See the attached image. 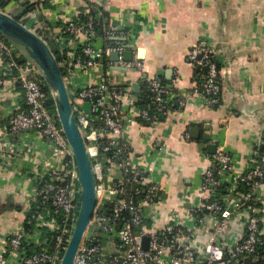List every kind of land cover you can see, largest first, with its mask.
Returning <instances> with one entry per match:
<instances>
[{
    "label": "crops",
    "instance_id": "0c3cea01",
    "mask_svg": "<svg viewBox=\"0 0 264 264\" xmlns=\"http://www.w3.org/2000/svg\"><path fill=\"white\" fill-rule=\"evenodd\" d=\"M22 2L11 0L0 8L15 15ZM40 2L37 14L29 13L25 20L32 27L45 19L51 33L68 17L88 9L84 0ZM94 12L96 32L91 43L105 48L122 41L131 50L130 59H138L141 67H117L109 63L115 60L110 53H104L92 66L67 69V83L83 86L108 75L136 93L141 78L147 76L158 78L169 89L167 106L151 121L139 119L135 94L121 101V137L128 145L129 165L144 170L158 188L146 229H159L168 223L170 212L183 216L197 200L203 170L212 163L216 148L231 154L236 170L248 165L249 153L264 128V0H105ZM65 36L74 47L84 40L80 34ZM42 37L57 45L54 36ZM199 42L214 50L218 63L220 99L212 106L193 93L187 52ZM17 46L23 52L21 59L31 58L23 46ZM2 62L0 55V67ZM23 100L21 81L0 74V145L5 146V153L0 148V248L3 238L25 224L45 175L61 167L60 157L39 130H11L12 116ZM80 106L88 113L87 102ZM119 175L120 170L108 164L104 185L111 187ZM138 184L139 180L132 182L130 189ZM117 198L110 193L106 201L111 205ZM234 239L230 237L228 243ZM4 264L19 262L8 258Z\"/></svg>",
    "mask_w": 264,
    "mask_h": 264
},
{
    "label": "built area",
    "instance_id": "2783aa9c",
    "mask_svg": "<svg viewBox=\"0 0 264 264\" xmlns=\"http://www.w3.org/2000/svg\"><path fill=\"white\" fill-rule=\"evenodd\" d=\"M84 1L88 5L82 13L84 19L79 20L81 14L72 15L54 33L45 19L35 21L32 27L27 24L29 19L23 22L41 36H54L58 50L65 52L59 64L66 71L76 65L92 66L102 54L110 51L118 55L109 63L126 69L140 68L138 59L123 58L126 47L122 41L116 40L105 48L91 43L96 32V12L92 10L102 7L105 0ZM31 13L37 14L35 10ZM66 34H80L84 40L74 47ZM0 55L3 58L0 74L16 76L24 87L23 104L12 116L11 130H39L61 159V167L45 175L47 178L34 196L35 199L41 194L44 200L51 202L53 209L30 208L27 216L30 225L24 224L2 239L0 264L8 258L19 264H59L79 205L76 163L56 112H51L45 103L44 77L38 65L32 58L24 59L23 68L17 61L23 52L1 31ZM187 59L193 69V93L202 96L209 106L217 104L220 83L214 50L199 42L188 50ZM65 77L63 75L96 179V204L89 221L92 230L83 233L72 264H122L119 257L128 264H264V128L253 144L244 170H236L231 154L216 148L212 163L203 170L200 194L189 204L185 215L173 210L167 224L148 230L146 222L158 188L144 170L129 165L128 145L121 137V101L135 94V107L143 122L156 118L157 112L138 106L137 94L132 93L130 87L112 82L108 75L97 83L83 86L71 85ZM141 81L148 83L157 110L164 111L163 97L169 89L156 77L143 76ZM82 102L88 103V113L81 108ZM0 148L5 153V146L0 145ZM106 162L107 166L112 163L120 170L118 180L111 187L103 183ZM137 180L140 184L132 191H142L144 195L135 203L129 190L130 184ZM110 193L118 198L106 215L101 208L108 203L106 197ZM58 212L61 217H57ZM44 228L51 232L48 236L43 235ZM144 235L148 236L146 248L142 247ZM52 237L53 244H49ZM116 237L118 242H115ZM230 237H235L231 245ZM107 242L114 243L118 250L109 253L105 247Z\"/></svg>",
    "mask_w": 264,
    "mask_h": 264
},
{
    "label": "water",
    "instance_id": "95a60500",
    "mask_svg": "<svg viewBox=\"0 0 264 264\" xmlns=\"http://www.w3.org/2000/svg\"><path fill=\"white\" fill-rule=\"evenodd\" d=\"M0 31L14 42L23 46L28 55L40 68L44 80L52 89L55 111L66 140L72 150L77 168V178L80 185L79 205L68 242L59 263L72 264L83 233L86 230H92V224L89 221L96 204V179L92 163L87 154L83 137L71 106L61 66L54 56L52 48L47 40L23 21L19 20L15 15L10 14L2 8H0ZM126 46L130 45L126 43ZM117 55L116 51L110 52V56L113 59H116ZM122 56L124 59H130L132 56L131 50L125 48L122 52ZM132 85L135 88L138 87L135 83ZM105 241V238H103L101 243L104 245ZM147 242L148 236L144 235L142 237L143 248L147 247ZM119 261L122 262V264H128V262L122 261V257H119Z\"/></svg>",
    "mask_w": 264,
    "mask_h": 264
},
{
    "label": "trees",
    "instance_id": "16d2710c",
    "mask_svg": "<svg viewBox=\"0 0 264 264\" xmlns=\"http://www.w3.org/2000/svg\"><path fill=\"white\" fill-rule=\"evenodd\" d=\"M11 0H0V7H5L6 5H8V3L10 2ZM23 1L22 4H20L21 6L17 9V13L15 14V16L21 20V21H25V16L27 14H29L31 11H34L38 8V6H40L41 4V0H21ZM92 12H94L92 10ZM85 15L84 14H81L79 16V20L80 19H84ZM48 23V26H50L49 22ZM63 25V24H62ZM47 38V42L49 43L50 47L52 48V52L54 54V56L56 57L57 61H61L64 57H65V52H60L57 48V45L55 44V42H53L50 38L46 37ZM17 61L19 63L23 62L24 60L21 59V58H18L17 57ZM61 70H62V74L64 75L65 74V71L66 69L64 67H61ZM196 71V69L194 70ZM39 77V76H38ZM42 86H43V90L46 94V105L48 106V108L50 109L51 112L55 113V102H54V97H53V93H52V89L50 88V86L46 83L45 80L42 81ZM137 94V99H136V104L140 107H147L149 109L150 112H157L159 113L160 110H157V105L156 103H154L152 100H151V96H152V92L149 88V85L147 82L145 81H142L139 89L137 90L136 92ZM166 96L163 97V103L165 105V107L167 106V103H166ZM215 105V104H214ZM141 121L142 119L139 118ZM145 122V120H144ZM106 166H107V162H106ZM47 178V176L44 178L43 182H41L40 186H42V184L44 183L45 179ZM129 192L131 193V195L133 196L134 198V202L136 203L137 201H139L144 193L142 191H139V192H136V191H132V190H129ZM156 195L154 196V199ZM105 205V204H104ZM41 206H43L45 208V210H49V209H53L52 208V204L49 200H44V198L42 197L41 194L38 193V195L36 196V198L32 200L31 202V210H35V209H39L41 208ZM109 207H110V204L109 203H106V205L101 208V211L104 212L106 215H108L110 213V210H109ZM61 213L58 212L57 213V217H61ZM28 220L26 219V222H25V225H30L28 224L27 222ZM32 225V224H31ZM51 232L44 228V231H43V235L45 236H48ZM115 242H118V239L117 237L115 238ZM53 244V237L50 238V241H49V244ZM31 249L33 250L34 247H32L31 245Z\"/></svg>",
    "mask_w": 264,
    "mask_h": 264
},
{
    "label": "rangeland",
    "instance_id": "374dc122",
    "mask_svg": "<svg viewBox=\"0 0 264 264\" xmlns=\"http://www.w3.org/2000/svg\"><path fill=\"white\" fill-rule=\"evenodd\" d=\"M105 247L107 248V251H108L109 253H113V252H115V251L118 250V249L116 248V246L114 245V243H111V242H107V244H106Z\"/></svg>",
    "mask_w": 264,
    "mask_h": 264
}]
</instances>
